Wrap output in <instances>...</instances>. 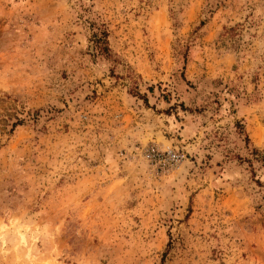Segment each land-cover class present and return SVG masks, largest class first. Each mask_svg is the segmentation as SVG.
<instances>
[{
	"label": "rangeland",
	"instance_id": "1",
	"mask_svg": "<svg viewBox=\"0 0 264 264\" xmlns=\"http://www.w3.org/2000/svg\"><path fill=\"white\" fill-rule=\"evenodd\" d=\"M262 157L264 0H0V264H264Z\"/></svg>",
	"mask_w": 264,
	"mask_h": 264
},
{
	"label": "built area",
	"instance_id": "2",
	"mask_svg": "<svg viewBox=\"0 0 264 264\" xmlns=\"http://www.w3.org/2000/svg\"><path fill=\"white\" fill-rule=\"evenodd\" d=\"M181 156L182 155L174 149H159L155 146H151L145 150L146 159L156 165L167 166L177 163Z\"/></svg>",
	"mask_w": 264,
	"mask_h": 264
},
{
	"label": "trees",
	"instance_id": "3",
	"mask_svg": "<svg viewBox=\"0 0 264 264\" xmlns=\"http://www.w3.org/2000/svg\"><path fill=\"white\" fill-rule=\"evenodd\" d=\"M103 35H104V39H102V40H105L104 42L103 41H98V42H100L99 44V46H100V49H101V51H103V48H107V46L108 45H106L105 43H107V33L106 32H103ZM262 160L264 161V157H262Z\"/></svg>",
	"mask_w": 264,
	"mask_h": 264
}]
</instances>
